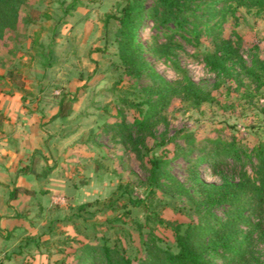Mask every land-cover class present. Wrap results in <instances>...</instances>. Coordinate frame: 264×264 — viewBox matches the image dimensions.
I'll use <instances>...</instances> for the list:
<instances>
[{
  "label": "rangeland",
  "instance_id": "374dc122",
  "mask_svg": "<svg viewBox=\"0 0 264 264\" xmlns=\"http://www.w3.org/2000/svg\"><path fill=\"white\" fill-rule=\"evenodd\" d=\"M212 1L176 5L183 21L173 26L170 20L158 22L166 13L160 0H143L137 79L123 74L117 56L112 15L124 0H22L15 5L16 23L5 26L0 37V75L20 72L23 85L0 82V98L14 99L36 125L40 138L31 137L30 143L41 151L33 157L34 167L45 171L47 179L37 186L34 205L21 197L27 218L36 220L24 231L34 239L27 240L31 252L22 264H74L92 234L99 243L103 235L107 244L136 258L146 257L152 246L174 250L171 228L196 221V210L202 208L198 182L237 181L243 174L257 179L254 149L264 147V72L257 64L264 63V0ZM208 2L216 14L204 12ZM203 23L216 28L205 34ZM192 28L198 39L189 32ZM218 42L238 53L226 61L227 75L209 65ZM247 68L257 77L246 75ZM184 77L211 100L198 105L186 101L180 93ZM60 98L69 109L65 117H55ZM155 112L138 145V158L123 143L117 123L134 138L132 120ZM2 118V133L13 135L21 117L6 123ZM229 143L237 150L234 156L207 162L212 149ZM163 147L168 156L172 150L178 153L159 169L157 184L150 185L146 159L159 156ZM126 197L142 198L146 207L127 206L129 214L123 216L119 206ZM83 203H89L86 211L75 215ZM226 209L216 205L209 211L223 220ZM247 215L252 222L264 219V207ZM240 228L247 230L244 224ZM248 256L245 264L264 263V243L256 235ZM209 257L213 264H223L220 253Z\"/></svg>",
  "mask_w": 264,
  "mask_h": 264
},
{
  "label": "trees",
  "instance_id": "16d2710c",
  "mask_svg": "<svg viewBox=\"0 0 264 264\" xmlns=\"http://www.w3.org/2000/svg\"><path fill=\"white\" fill-rule=\"evenodd\" d=\"M20 1L22 0H0V37L5 26L15 25L17 15L15 5ZM124 1L125 3L118 13L112 15L117 22L115 39L117 56L123 74L130 79H137L141 72V47L137 41V33L143 15V0ZM160 1L166 7V13L159 16L158 22L163 23L170 20L173 26L182 25L183 20L178 18L174 8L181 2L183 5H188L192 0ZM217 1L219 0L212 2ZM236 1L238 4H246V2H258L259 0ZM212 2L203 6L204 12L208 15H214L218 11L213 8ZM203 26L205 34H210L216 28L214 24L203 23ZM189 32L198 39V32H195L193 28ZM212 56V61H209L211 68L217 73L221 72L227 75L229 74L228 66L225 63L238 58V53L226 42H218L214 44ZM257 64L259 69L264 72V63L257 60ZM245 71L246 75L257 77L252 68H247ZM19 75L20 72L8 70L5 75H0V82L10 80L17 86H22L23 82ZM167 89L173 91L170 87ZM180 93L186 101L194 105L211 100V95L207 91L196 86L186 77L180 87ZM68 111L67 104L63 103V98H60L55 117H65ZM156 114V112L142 114L141 118L132 120L130 126L137 132L134 138L123 123H117L121 129L120 135L123 137V143L138 158L141 156L138 145L141 143L142 135L146 130L149 131L147 126ZM233 145L230 143L227 144V147L223 145L217 147V145L215 149H212L214 154L207 156V162L217 164L222 162L223 158L234 156L237 150ZM172 152L173 156H168L169 150L163 147L160 149L159 156L146 159V163L149 165L148 183L150 185L157 184L159 169L167 164L175 153H178L176 150H172ZM254 152L258 159L256 180L243 174L237 181L222 179L218 184L198 182L199 191L203 197L202 208L196 210L198 214L196 221L184 226L175 225L171 228L174 250L152 246L147 249L146 257L136 258L128 256L125 249L115 243L107 244L103 235L101 236L103 241L99 243L98 236L92 234V242L89 241L81 245L75 256L74 264H213L209 256L215 253H220L223 256V264H245L249 259L253 235H256L264 243V219L252 222L247 215L248 211L253 208L264 207V147L259 145L255 147ZM31 172L35 176H43L45 173V171L35 173L34 170ZM120 187L119 185L118 188ZM88 205L89 203L77 205L74 214L80 216L79 212H85ZM216 205L227 207L223 220L215 217L209 211ZM127 206L131 208L146 207L142 198L126 197L125 202L119 206L123 208L121 212L123 216L129 214ZM241 224L247 226L246 231L240 228ZM85 228L91 227L85 226Z\"/></svg>",
  "mask_w": 264,
  "mask_h": 264
},
{
  "label": "crops",
  "instance_id": "0c3cea01",
  "mask_svg": "<svg viewBox=\"0 0 264 264\" xmlns=\"http://www.w3.org/2000/svg\"><path fill=\"white\" fill-rule=\"evenodd\" d=\"M0 109V118L3 117L5 123L9 121L8 118L21 117L19 122L15 120L13 135L6 137L0 128V264H22L25 253L31 252L27 240H33L34 236L28 232L36 225V220L27 218L28 208L22 205L21 197H25L27 205H34L32 203L37 200V186L42 184L41 180L47 179L31 172H40L34 167L33 157L41 148L30 143L31 137L40 138L36 134V125L28 114L20 112L14 99L1 97ZM27 158L31 159L32 164L30 160L26 162ZM46 193H41L40 197L43 198ZM38 204L35 202L36 206ZM25 230L28 232L24 233ZM32 255L31 259L37 260V256Z\"/></svg>",
  "mask_w": 264,
  "mask_h": 264
}]
</instances>
